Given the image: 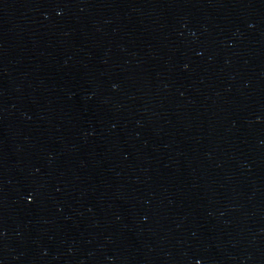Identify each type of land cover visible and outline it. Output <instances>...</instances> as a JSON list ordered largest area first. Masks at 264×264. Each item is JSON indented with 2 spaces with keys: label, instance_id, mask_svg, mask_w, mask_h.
I'll return each mask as SVG.
<instances>
[{
  "label": "water",
  "instance_id": "obj_1",
  "mask_svg": "<svg viewBox=\"0 0 264 264\" xmlns=\"http://www.w3.org/2000/svg\"><path fill=\"white\" fill-rule=\"evenodd\" d=\"M0 264H264V0H0Z\"/></svg>",
  "mask_w": 264,
  "mask_h": 264
},
{
  "label": "snow or ice",
  "instance_id": "obj_2",
  "mask_svg": "<svg viewBox=\"0 0 264 264\" xmlns=\"http://www.w3.org/2000/svg\"><path fill=\"white\" fill-rule=\"evenodd\" d=\"M29 199L31 200V199H32V197H31V196H29Z\"/></svg>",
  "mask_w": 264,
  "mask_h": 264
}]
</instances>
